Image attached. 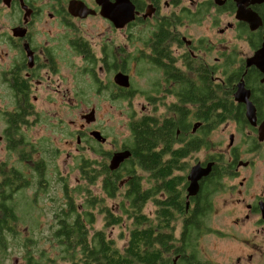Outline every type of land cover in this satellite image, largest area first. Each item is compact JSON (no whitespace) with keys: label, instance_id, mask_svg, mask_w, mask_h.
<instances>
[{"label":"flooded vegetation","instance_id":"1","mask_svg":"<svg viewBox=\"0 0 264 264\" xmlns=\"http://www.w3.org/2000/svg\"><path fill=\"white\" fill-rule=\"evenodd\" d=\"M222 1L128 0L133 7L132 19L117 27L101 14V0H0V264L5 249L21 243L17 226L24 220L12 203L23 189L34 188L33 198L37 199V191L43 195L48 188L45 175L54 152L50 132H60L68 149L69 137H74V168L78 171L80 162L87 159L96 170L105 166L110 177L116 173V183L122 188L117 199H121L131 178L124 170L132 159L129 128L127 140L118 143L114 139L113 148L103 150L108 138L88 127L95 119L91 108L81 114L79 128L69 131L68 106L101 104L139 105V116L131 111L128 125L139 119L149 127L175 122L168 147L161 140L154 150L167 148L160 162L182 151L181 155L173 154L171 167L182 206L165 205L164 191L157 195L159 206L149 195L143 203L148 216L157 210L169 211L176 218L171 243L179 246L182 217L195 208L203 183L209 184V178L217 174L220 188L209 195L206 215L213 213L217 193L224 191V215L235 217L224 229L235 233L231 237L241 243L245 253L236 258L237 264H264V0ZM116 3L105 2L112 10H117ZM221 14L224 27L219 33L232 30L233 40L242 42L245 49L221 39L214 43L207 34L187 33L203 22L221 24ZM118 73L128 77L127 87L115 81ZM187 90L200 94L198 102L186 98ZM202 90L206 91L205 98ZM238 90L241 97L237 100ZM214 96L224 99V115L215 127L210 109ZM203 104L205 113H201ZM58 107L65 111L59 114ZM221 126L224 152L214 150L217 143L214 145L212 139L213 130ZM96 132L103 139L95 138ZM123 150L130 155L110 170L112 155ZM208 163H212L211 170L198 180L197 193L188 196L191 168ZM132 165H138L137 161ZM143 170V187L150 189L149 171L147 167ZM104 177L99 172L94 184L101 192ZM55 180L62 195L59 199L51 196L52 241L60 226L57 212L66 203L64 187L68 189L67 177ZM94 196L105 198L103 192ZM148 204L151 208L146 211ZM210 232L216 231L206 225L201 235Z\"/></svg>","mask_w":264,"mask_h":264},{"label":"trees","instance_id":"2","mask_svg":"<svg viewBox=\"0 0 264 264\" xmlns=\"http://www.w3.org/2000/svg\"><path fill=\"white\" fill-rule=\"evenodd\" d=\"M161 32L163 31L161 30L159 33ZM185 94L191 102H198L196 100L200 94L196 90H187ZM201 95L205 98L206 91L202 90ZM201 109V113H205L204 104ZM210 109L213 111L215 120L212 121V125L215 127L219 123V118L224 115V99L212 97ZM217 109H220V112H217ZM175 125L172 120L166 121V124L163 123L159 127L155 125L149 127L147 122L142 119L129 123L130 135L133 136L131 141L129 140L132 159L128 161L124 170L131 174V178L123 189L121 199H117L118 194L122 191V188H119L116 183L117 174L113 173L110 177L105 166H102L101 170H96L91 165V161L83 159L78 167L80 180L83 183L77 184L78 187L75 190L64 187L66 203L64 209L57 212L60 226L52 234L57 248L56 255L44 260L42 255L39 254L38 258L33 257L30 249L24 248L26 255L23 259H26L28 264H45L44 262L48 260L53 264H172L173 258L176 257V264H201L196 242L206 230L208 197L213 191L220 188L217 174H213L209 178V184L203 183L201 190L196 195L195 208L186 217H182L183 227L180 232V240H177L178 247L171 243L175 240L176 218L173 214L169 211L159 213L156 210L154 216H148L143 212L146 195L152 196L153 204L156 207L160 205V200L157 198L160 191H164L166 194L165 205L177 208L182 206V200L176 188L177 176H173L171 168L173 154L181 155L182 151L173 152L168 160L160 162V155L167 148L159 152L154 150L156 144L161 140L164 142V146L168 147L167 140L168 143L172 140L169 138L172 137ZM133 161H137L138 165H132ZM143 167H147L149 171L147 183L150 184V189H145L141 181ZM99 172L101 175L105 174L101 182L102 192L105 194V198L114 200L112 206H107L105 198L94 196L95 193L90 189V186L95 184ZM75 191L86 193L80 203H77L76 197L73 195ZM26 202H30V200L22 194L12 204L18 210ZM96 207L98 208L97 212L95 211ZM5 209L13 210L12 207ZM99 215L103 217L104 228L94 229L93 225ZM14 216L13 213L12 217ZM123 222L128 223V231L126 235L124 231H121L119 239H125V242L122 247H119L115 240L108 237L105 229L110 226H121ZM3 226L8 228L6 224ZM32 243L35 242L26 241L22 243V246L27 247ZM189 251L190 253L187 255L186 253Z\"/></svg>","mask_w":264,"mask_h":264},{"label":"rangeland","instance_id":"3","mask_svg":"<svg viewBox=\"0 0 264 264\" xmlns=\"http://www.w3.org/2000/svg\"><path fill=\"white\" fill-rule=\"evenodd\" d=\"M219 25L210 26L209 22H203L202 25H194L193 27L187 30V33L199 36L202 34L209 35L214 43H218V40H225L229 43L239 45V47L245 49V45L237 40H233L234 32L232 30L225 29L224 33H219L218 29L224 27V14L220 16ZM214 56L216 53L214 52ZM59 114L60 110H64V107H58ZM91 108L95 110V119L88 127H93L102 132L104 136L108 138V142L102 146L103 150L113 148L112 142L114 139L118 143L127 140L129 136L128 122L130 120L131 111H135L139 116L141 107L135 105L128 107L125 105H89V106H68L67 118L69 120V131L79 128V123L81 121V114L89 112ZM54 109V107H53ZM55 112V109L53 110ZM71 120H74L75 123H71ZM38 130V129H37ZM36 130V132H37ZM36 132L34 134H36ZM43 135V133L41 134ZM52 138L51 147L54 152H52V161L46 170L45 179L48 182V188L45 194L42 195V191H37V199L33 198V189L21 190L20 195L24 194V197H28L30 202H26L23 207L15 210L17 214L22 216L24 220L23 223L18 224L17 229L20 231L19 236L21 237V243L19 247H7L5 257L2 260V264H28L26 259H23L26 255L25 249L29 247V251L32 252V256L39 257V254L43 256V259H49V257H54L57 252L54 240L48 238L49 235V225L51 223V196L52 198L59 199L62 195L60 191V186L55 180L59 177H67V186L69 190H75L79 183H83L80 180V171L75 167V162L77 161L76 153L74 150V137L70 135L69 149L65 147L63 142V137L60 132L52 131L49 133ZM212 139L216 146L214 147L215 151L224 152V127H218L213 130ZM68 149V150H67ZM66 150L68 154H66ZM86 155L93 157V154L90 151H85ZM79 181V182H78ZM92 192L102 195V192L98 190L94 185L90 186ZM18 194V193H17ZM218 195L215 198V206L213 213L208 216L206 220V225L209 229L215 230L216 232L206 233L201 235L198 239V246L196 247L199 259L201 264H237L236 258L240 254H245L241 250V243L231 237L232 231L224 229V226L229 222L233 223L235 220L234 215L228 216L224 215V191L217 193ZM73 195L76 197L77 203H80L83 198H85L86 193L83 191L81 193L73 192ZM229 196V195H228ZM227 196V197H228ZM226 198V197H225ZM108 206H111L114 203L111 200L106 201ZM151 208V205L148 204L146 211ZM127 224L123 222L121 226H116L110 229H105L107 234L112 237L116 244L119 247H122L125 239H119L121 231H124L125 235L127 234ZM30 226V227H29ZM95 228H104L103 217L98 216L95 223ZM28 229L31 231L28 232ZM240 230V229H239ZM235 234V233H233ZM27 239V240H26ZM28 239L32 241L34 239L35 243L29 244L27 247L22 246V242L27 241ZM189 252L186 254L188 255ZM45 264H53L52 261L48 260L44 262Z\"/></svg>","mask_w":264,"mask_h":264},{"label":"water","instance_id":"4","mask_svg":"<svg viewBox=\"0 0 264 264\" xmlns=\"http://www.w3.org/2000/svg\"><path fill=\"white\" fill-rule=\"evenodd\" d=\"M108 0H101V14L104 17H107L110 19L115 26L121 27L124 25V23L130 19H132V5L129 4L128 0H116V6L117 10H112L109 8L108 4H105V2ZM217 4H221L222 0H215ZM253 59H250V62ZM247 64H249V60L247 61ZM115 81L118 85L127 87L129 85L128 77L124 74H116ZM240 96V90H238L235 94V99H239ZM248 105V103H247ZM93 111L90 112V118L92 119ZM95 138L97 139H103L100 137L99 133H95ZM130 155V152L128 150L118 151L115 152L109 162V168L110 170H114L118 167L119 163L126 157ZM212 163H208L206 167H200L199 165L193 166L189 172L188 180L189 184L187 187L188 196H193L198 191V180L209 173L211 170ZM172 264H176V257L173 258Z\"/></svg>","mask_w":264,"mask_h":264}]
</instances>
